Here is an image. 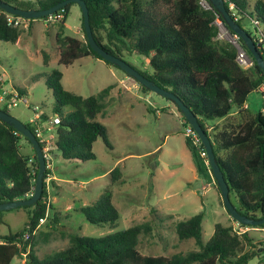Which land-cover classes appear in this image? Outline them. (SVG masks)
Listing matches in <instances>:
<instances>
[{
    "label": "trees",
    "instance_id": "obj_1",
    "mask_svg": "<svg viewBox=\"0 0 264 264\" xmlns=\"http://www.w3.org/2000/svg\"><path fill=\"white\" fill-rule=\"evenodd\" d=\"M60 1L21 0L14 5L23 9H45ZM84 1L95 41L122 59L128 55H138L143 59L145 68L142 69L128 63L149 81L177 95L207 132L216 162L229 186V197L235 194L236 203H232L238 212L252 219L264 217V112L241 109L248 94L264 86V75L252 57V65L243 67L236 59V46L218 37L216 20L224 25L222 15L209 0H205L208 8L201 5V0ZM231 1L233 10L229 9L227 2L226 8L240 27L252 36L264 57V30L254 26L252 32L243 23L248 20L253 24L252 20H257L259 26L264 27V0ZM73 3L76 2L52 14L56 16L53 21L58 24L54 35L59 51L58 64L68 65L85 56L102 59L90 47L82 21L83 39L65 33V19ZM8 16L15 18L18 15L0 8V40L16 43L24 28L8 24ZM27 20L31 23L35 18ZM238 43L246 51L239 37ZM42 60L44 64L49 61L46 51ZM128 76L137 82L134 77ZM44 82L54 98L52 114L60 116V123L53 133L54 146L61 158L82 162L94 160L93 144L98 138L107 147L110 146L105 126L97 120V115L104 114L106 98L113 86L84 97L65 89L62 72L57 68L46 75ZM139 85L143 91H149ZM17 90L19 94H25L23 89ZM175 107L186 122L180 109ZM234 108L240 109L241 122L233 128L224 126L217 129L216 120L226 117ZM1 109L7 112L6 106L2 105ZM40 115L42 120H46L50 114L42 112ZM25 124L34 132L30 122ZM22 137L31 147L29 153L20 150ZM40 145L42 147V143ZM189 148L197 170L201 171L204 165L197 148L190 144ZM222 150L223 156L220 155ZM37 171L38 161L30 141L11 124L0 119V202L28 198L33 193ZM48 173L46 168L38 202L19 206L35 207L25 228L0 237V264H9L14 256L22 255H26V264H249L253 258H259L257 264H264V239L253 243L248 231L237 233L231 223L216 222L212 235L204 242L203 212L174 224L179 240L193 238L197 246L196 250L185 254L176 252L170 256H152L139 252V235L150 234L153 229L150 222H142L100 237L70 234L68 243L60 250L38 258L33 248L35 231L47 208L52 210L46 186ZM109 173L113 182L121 178L118 167L112 168ZM215 185L220 193L216 181ZM50 210L51 216L48 214L46 218L55 229L59 221L58 213ZM78 210L89 223L97 225L109 224L113 227L119 217L112 203L111 191L104 192L94 203L81 206ZM242 226L264 228V223Z\"/></svg>",
    "mask_w": 264,
    "mask_h": 264
},
{
    "label": "rangeland",
    "instance_id": "obj_2",
    "mask_svg": "<svg viewBox=\"0 0 264 264\" xmlns=\"http://www.w3.org/2000/svg\"><path fill=\"white\" fill-rule=\"evenodd\" d=\"M4 1L14 5L21 0ZM81 21L80 7L73 3L65 19V33L83 39ZM243 23L253 32V24L248 20ZM217 24L220 39L236 40L220 20ZM21 27L24 32L18 42L0 40V94L3 90L18 92L19 88L25 91L29 101V105L18 103L7 108L12 116L29 123L34 108L39 113L53 115L54 98L44 80L55 68L62 72L65 89L84 97L113 86L106 98L104 114L97 115V120L105 126L110 146L98 138L93 144L94 160L58 158L54 166L50 160L48 198L59 213V224L53 229L48 218L39 222L33 247L38 258L60 250L68 243L70 234L100 237L142 222H150L153 229L150 234L139 235V252L152 256L185 254L196 250L197 246L193 238L178 239L176 222L203 212L204 242L212 235L216 222L229 223L205 166L197 170L200 179L184 180L190 173L185 150L191 143L183 134L185 123L171 100L151 90L143 91L125 71L103 59L85 56L68 65L58 64L59 51L54 40L58 24L53 19H35L32 23L26 19ZM44 51L49 54L47 64L42 60ZM124 59L137 68H145L138 55H128ZM256 96L261 98L260 93ZM19 145L24 152L23 147L28 142L22 137ZM191 156L195 163L192 153ZM114 167L121 172L116 182L109 173ZM106 191H111L112 203L119 213L113 227L89 223L78 210L94 203ZM230 200L236 203L234 193ZM34 208L0 211V237L24 229ZM48 214L51 216L50 212ZM247 231L253 243L264 239V228L250 227ZM258 259L253 258L249 264H257ZM9 264H26V255L14 256Z\"/></svg>",
    "mask_w": 264,
    "mask_h": 264
},
{
    "label": "water",
    "instance_id": "obj_3",
    "mask_svg": "<svg viewBox=\"0 0 264 264\" xmlns=\"http://www.w3.org/2000/svg\"><path fill=\"white\" fill-rule=\"evenodd\" d=\"M71 2H76L79 5L83 18L82 19L83 27L85 30V35L88 40V43L90 47L102 57L103 60L118 66L128 75L134 77L138 84H141L143 87L148 88L149 90L154 91L155 93L165 98H168L180 109L186 122L190 124L192 128L196 131L202 142V145L208 156L213 177L216 183L218 184L222 201L231 218L242 225L255 226L264 223V217L260 219H252L248 216L240 214L238 210L235 208L229 197V186L226 183L223 173L216 162L211 140L207 132L201 127L197 117L188 109V107L180 100V98L171 91L161 88L160 86L149 81L131 64L126 62L124 59L109 53L95 41L89 23L88 8L84 0H62L45 9H35V8L23 9L11 3H8L4 0H0V8L7 13L18 15L26 19H31V18L36 19L53 14L58 9L64 7L65 5ZM209 2L214 7V9L217 10L222 15L224 20V25L228 28L227 30L233 32V34H236L243 41L244 45L246 46L247 54L255 60L256 64L259 66V68L261 69L264 75V57L262 56L252 36L242 27H240V25L236 22V19L230 14L228 9L226 8L223 0H209ZM0 119L8 124H11L13 128L18 130L23 136H25L30 141L38 161V171L35 179L33 193L28 198L25 199L0 202V211L8 210L11 208L24 206V205L36 204L40 199L43 191V178L46 169V161L44 154L42 152L41 145L38 139L33 134V132L26 126L25 123H23L22 121H20L19 119L12 116L11 114H9L8 112H6L1 108H0Z\"/></svg>",
    "mask_w": 264,
    "mask_h": 264
},
{
    "label": "built area",
    "instance_id": "obj_4",
    "mask_svg": "<svg viewBox=\"0 0 264 264\" xmlns=\"http://www.w3.org/2000/svg\"><path fill=\"white\" fill-rule=\"evenodd\" d=\"M223 1H224V3L227 2L230 10H233L234 4L232 3L231 0H223ZM201 5L204 8L209 7V5L207 4V2L205 0H201ZM48 19H56V16L50 14V15H48ZM25 20H26V18H23L21 16H17L15 18H13L12 16L7 17L8 24H11L14 26L21 25ZM217 21H218V19L216 20V23H217ZM252 22H253V25L255 27L260 29L259 22L257 20H252ZM234 36L236 37V40L235 39H231V40H232V43L234 45L237 43V45H235L237 48V56H236L237 61L243 67H246V68L250 67L253 63L251 57L247 54V52L243 48L240 47V45L238 43V36L236 34H234ZM7 95H10V97H6ZM0 103L2 105L6 106V108L16 106L18 103L29 105L28 98L25 95L19 94L17 91H13L12 93H9L5 90H3L0 94ZM40 114L41 113L37 112L36 109L34 108L33 118H31L29 120V122L34 127L33 134L38 139L39 143H42L41 148H42V152H43L44 157H45L46 168L49 170V169H51V163H50V160H51L50 154L51 153H50V150L52 149V146L54 145L53 144V141H54L53 129L60 123V116L57 114H54V115L48 117L46 120H42ZM184 123H185V125H184L183 134L185 135L186 138L189 139L191 145L194 146L195 148H197L198 155H199L202 163L204 164V166L206 167L208 172L211 174L213 180H215L213 177L211 168H210L207 153H206L203 145L201 146L202 142H201L198 134L196 133V131L192 128V126L190 124H188L185 121H184ZM48 181H50V172L46 175V186H47V188H48ZM48 212H49V209L47 208L45 217L40 219V222L43 221L47 217ZM232 226H233V229L237 233H243L250 228L247 226H242L240 223H238L236 221H234V224H232Z\"/></svg>",
    "mask_w": 264,
    "mask_h": 264
},
{
    "label": "crops",
    "instance_id": "obj_5",
    "mask_svg": "<svg viewBox=\"0 0 264 264\" xmlns=\"http://www.w3.org/2000/svg\"><path fill=\"white\" fill-rule=\"evenodd\" d=\"M33 22V21H32ZM31 22V23H32ZM34 24V23H33ZM261 29H263L264 30V28H261ZM19 40V39H18ZM18 40H17V42H18ZM263 91H264V86H259L257 89H255V90H253L251 93H249L248 94V96H247V98H246V100H245V102L243 103V105H242V107H241V109L243 110V111H249V112H257V111H262V112H264L263 111V109H264V93H263ZM256 93H260V95H261V98L260 97H258V96H256ZM42 113V112H41ZM239 115H240V109L239 108H234L230 113H229V115H227L226 117H223V118H220V119H218V120H216V122H215V124L217 125L216 127H217V129H222L224 126H226V127H228V128H233L232 126H235V125H237V124H239L240 122H241V119L239 118ZM49 117H50V115H49ZM54 138H55V136H53ZM53 144H54V141H53ZM54 148H53V156H52V153H51V162L53 163V166H54V163H55V160H57L58 158H61V156H60V153L56 150V148H55V146H53ZM22 148V147H21ZM24 148V153H29L31 150V147H30V145L28 144V145H26V147H23ZM187 150V151H186ZM186 150H185V158H186V160H188L189 161V177L186 179L185 177H184V180H186L187 182H190L191 180H196V179H200V176H199V173H198V171H197V167L195 166V163H194V161H193V158H192V156H191V150L189 149V147H187L186 146ZM220 155H224V151L222 150V151H220ZM71 161H75V160H71ZM208 171V170H207ZM108 172V171H107ZM209 173V172H208ZM209 176H210V178L212 179L211 181H212V183H213V186H214V189H215V191H216V193H217V195H218V198L220 199V203H221V201H222V199H221V195H220V193L218 192V190H217V188H216V185H215V182H214V180H213V178H212V176H211V174L209 173L208 174ZM53 178L56 180L57 179V176H56V173H55V170H54V175H53ZM52 183H54V182H52ZM49 196V195H48ZM49 199V198H48ZM52 201V200H51ZM50 200H49V202L51 203V205H52V202H51ZM222 206V205H221ZM67 207H69V205L67 206ZM223 208H224V206H223ZM225 209V208H224ZM50 211H52V213H54V212H56L54 209H53V207H52V210H50ZM226 211V210H225ZM56 213H58V212H56ZM58 215H59V213H58ZM228 218V221H229V223H233L234 224V222H233V220H231V218H230V216L228 215L227 216ZM231 221H230V220ZM58 224H59V221H58Z\"/></svg>",
    "mask_w": 264,
    "mask_h": 264
}]
</instances>
